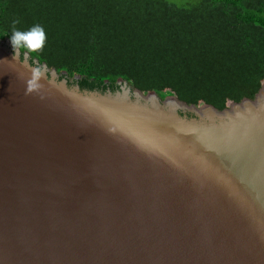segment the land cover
<instances>
[{
  "label": "water",
  "instance_id": "1",
  "mask_svg": "<svg viewBox=\"0 0 264 264\" xmlns=\"http://www.w3.org/2000/svg\"><path fill=\"white\" fill-rule=\"evenodd\" d=\"M13 54L0 39V264H264V92L199 113Z\"/></svg>",
  "mask_w": 264,
  "mask_h": 264
},
{
  "label": "trees",
  "instance_id": "2",
  "mask_svg": "<svg viewBox=\"0 0 264 264\" xmlns=\"http://www.w3.org/2000/svg\"><path fill=\"white\" fill-rule=\"evenodd\" d=\"M37 24L45 46L29 55L83 90L123 81L199 113L264 92V0H0L2 41Z\"/></svg>",
  "mask_w": 264,
  "mask_h": 264
},
{
  "label": "clouds",
  "instance_id": "3",
  "mask_svg": "<svg viewBox=\"0 0 264 264\" xmlns=\"http://www.w3.org/2000/svg\"><path fill=\"white\" fill-rule=\"evenodd\" d=\"M45 41V30L39 24L32 26L26 31H21L14 27L10 37V43L14 53L12 59H19V50H23L25 53L23 63L27 66L28 54H39L45 46ZM31 71L37 74L41 72V69L32 68Z\"/></svg>",
  "mask_w": 264,
  "mask_h": 264
},
{
  "label": "rangeland",
  "instance_id": "4",
  "mask_svg": "<svg viewBox=\"0 0 264 264\" xmlns=\"http://www.w3.org/2000/svg\"><path fill=\"white\" fill-rule=\"evenodd\" d=\"M157 94V93H156ZM159 97H160V95L159 94H157ZM169 100H170V98H168Z\"/></svg>",
  "mask_w": 264,
  "mask_h": 264
}]
</instances>
